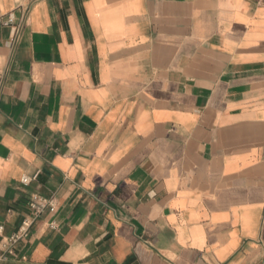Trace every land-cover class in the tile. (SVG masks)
Masks as SVG:
<instances>
[{"label": "crops", "instance_id": "crops-1", "mask_svg": "<svg viewBox=\"0 0 264 264\" xmlns=\"http://www.w3.org/2000/svg\"><path fill=\"white\" fill-rule=\"evenodd\" d=\"M9 14L26 18L13 45L0 23L3 236L31 199L57 207L0 264H264V0Z\"/></svg>", "mask_w": 264, "mask_h": 264}, {"label": "built area", "instance_id": "built-area-1", "mask_svg": "<svg viewBox=\"0 0 264 264\" xmlns=\"http://www.w3.org/2000/svg\"><path fill=\"white\" fill-rule=\"evenodd\" d=\"M25 15L18 23L16 21V18L12 14L0 18V23L4 27L9 28L12 31V45L16 44L21 37L23 22L26 18ZM31 180L32 179L30 178H24L22 179V183L29 184ZM29 207L31 209L30 217L24 219L19 229L10 237L3 236L4 228L3 226H0V251L2 252L1 259H6L8 257L15 256L17 245L21 241L26 240L29 237L31 229L35 222L47 211L50 213L55 212L57 205L54 199L36 197L29 201Z\"/></svg>", "mask_w": 264, "mask_h": 264}]
</instances>
